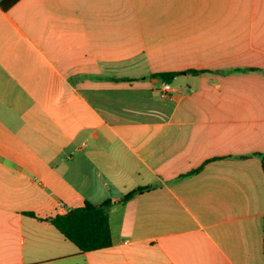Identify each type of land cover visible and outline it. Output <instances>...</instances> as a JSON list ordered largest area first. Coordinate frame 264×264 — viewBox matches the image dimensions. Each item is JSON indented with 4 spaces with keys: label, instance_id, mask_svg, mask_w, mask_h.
Instances as JSON below:
<instances>
[{
    "label": "crops",
    "instance_id": "obj_1",
    "mask_svg": "<svg viewBox=\"0 0 264 264\" xmlns=\"http://www.w3.org/2000/svg\"><path fill=\"white\" fill-rule=\"evenodd\" d=\"M3 1L0 264H264V0Z\"/></svg>",
    "mask_w": 264,
    "mask_h": 264
},
{
    "label": "trees",
    "instance_id": "obj_2",
    "mask_svg": "<svg viewBox=\"0 0 264 264\" xmlns=\"http://www.w3.org/2000/svg\"><path fill=\"white\" fill-rule=\"evenodd\" d=\"M19 0H4L2 7L9 9ZM193 73H202L193 71ZM175 73L154 74L151 77L158 78L165 84H170ZM127 81H133L127 79ZM263 161L264 155L260 156ZM153 187H140L124 196L117 203H126L133 197L139 194L153 190ZM114 205L112 200H107L102 204L94 205L86 202L84 206L72 209L66 214L56 215L46 221L54 225L64 237L75 244L82 253L94 250H100L112 246V231L110 226L109 212ZM31 217H36L34 214H29Z\"/></svg>",
    "mask_w": 264,
    "mask_h": 264
},
{
    "label": "built area",
    "instance_id": "obj_3",
    "mask_svg": "<svg viewBox=\"0 0 264 264\" xmlns=\"http://www.w3.org/2000/svg\"><path fill=\"white\" fill-rule=\"evenodd\" d=\"M170 92V85L169 84H165L163 86V89H162V94L163 96H167V94Z\"/></svg>",
    "mask_w": 264,
    "mask_h": 264
}]
</instances>
